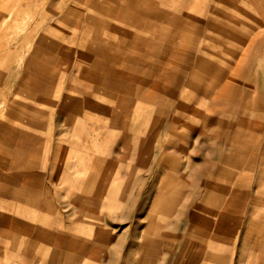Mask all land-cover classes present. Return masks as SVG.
<instances>
[{"label": "rangeland", "instance_id": "374dc122", "mask_svg": "<svg viewBox=\"0 0 264 264\" xmlns=\"http://www.w3.org/2000/svg\"><path fill=\"white\" fill-rule=\"evenodd\" d=\"M175 257L264 264V0H0V264Z\"/></svg>", "mask_w": 264, "mask_h": 264}, {"label": "crops", "instance_id": "0c3cea01", "mask_svg": "<svg viewBox=\"0 0 264 264\" xmlns=\"http://www.w3.org/2000/svg\"><path fill=\"white\" fill-rule=\"evenodd\" d=\"M189 145V144H188ZM176 158V157H175ZM212 177H211V179L210 180H207V183H208V185H207V187L205 188V189H203L202 190V193H201V197L202 198H217V197H221L222 196V194H221V189L219 190V188H216V184L217 183H219L220 184V181H219V178H218V176H215V175H211ZM190 194V193H189ZM189 194H188V196H189ZM190 196L192 197V196H194V194L192 193V191H191V194H190ZM169 199H171V198H176L177 197V194L176 193H173L172 195H169L168 194V196H167ZM169 203H170V201H169ZM187 223V222H186ZM205 228V227H204ZM215 228L216 227H212L211 228V230L212 231H214L215 230ZM183 234L185 233V231L184 232H182ZM214 240L212 241V242H214V244L216 245V246H218L217 245V243L215 242L216 240H217V238H213ZM181 240H182V238H181ZM226 244V243H225ZM215 245H213V246H215ZM211 253V252H210ZM217 253V252H216ZM215 253V254H216ZM212 254L214 255V253L212 252ZM219 254H221V253H219ZM223 254V256H225V257H227L228 255L227 254H225V253H222ZM217 255V254H216ZM218 256V255H217ZM176 258V260H175V264L177 263V257H175ZM219 259V258H218ZM217 260V259H216ZM187 261V264H189V261L188 260H186ZM212 260H210V262H211ZM201 264H208V261L207 262H205V261H201Z\"/></svg>", "mask_w": 264, "mask_h": 264}, {"label": "bare ground", "instance_id": "6f19581e", "mask_svg": "<svg viewBox=\"0 0 264 264\" xmlns=\"http://www.w3.org/2000/svg\"><path fill=\"white\" fill-rule=\"evenodd\" d=\"M228 185H229V183H228ZM228 187V186H227ZM230 187V186H229ZM230 189V188H229ZM230 191V190H229ZM231 192H233L232 190H231ZM223 193H227V192H223ZM222 197V196H221ZM226 198H224V200H225ZM222 202V201H221ZM222 204V203H221ZM217 205L219 206V204L217 203Z\"/></svg>", "mask_w": 264, "mask_h": 264}]
</instances>
